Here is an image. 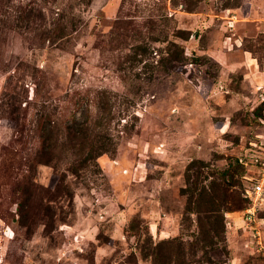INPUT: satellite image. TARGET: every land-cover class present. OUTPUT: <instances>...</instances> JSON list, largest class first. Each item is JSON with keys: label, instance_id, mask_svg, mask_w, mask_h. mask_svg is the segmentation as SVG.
I'll use <instances>...</instances> for the list:
<instances>
[{"label": "rangeland", "instance_id": "obj_1", "mask_svg": "<svg viewBox=\"0 0 264 264\" xmlns=\"http://www.w3.org/2000/svg\"><path fill=\"white\" fill-rule=\"evenodd\" d=\"M84 123L109 153L38 163ZM263 166L264 0H0V264H264ZM222 184L210 252L187 200Z\"/></svg>", "mask_w": 264, "mask_h": 264}, {"label": "trees", "instance_id": "obj_2", "mask_svg": "<svg viewBox=\"0 0 264 264\" xmlns=\"http://www.w3.org/2000/svg\"><path fill=\"white\" fill-rule=\"evenodd\" d=\"M44 123L45 121L43 125ZM63 133L58 137V140L51 143H48L45 138L41 141L35 154L37 157L46 155V158L38 163L51 165L70 158L74 164L80 159L79 162L95 160L110 151V145L105 139L92 134L86 123L75 128L66 126ZM65 171L70 172V167ZM217 188L216 185H211L208 190L205 187L193 186L187 200L190 211L197 215L200 242L207 246L210 252L220 249L222 243H224L223 212L232 211L239 207L237 197L230 195L228 188H225L223 184L221 185L223 198L219 201L216 197ZM244 189L242 190V199L246 204L245 210L249 204L248 200L244 198ZM177 250L178 255L183 254V251L180 252L179 247H177Z\"/></svg>", "mask_w": 264, "mask_h": 264}, {"label": "built area", "instance_id": "obj_3", "mask_svg": "<svg viewBox=\"0 0 264 264\" xmlns=\"http://www.w3.org/2000/svg\"><path fill=\"white\" fill-rule=\"evenodd\" d=\"M244 198L248 200V207L243 211L245 217L251 220L257 218L264 223V218H258V212L264 205V166L261 168L258 177L248 187L244 189ZM253 237L256 239V244L262 247V238L259 230L254 231Z\"/></svg>", "mask_w": 264, "mask_h": 264}, {"label": "crops", "instance_id": "obj_4", "mask_svg": "<svg viewBox=\"0 0 264 264\" xmlns=\"http://www.w3.org/2000/svg\"><path fill=\"white\" fill-rule=\"evenodd\" d=\"M264 209V205L261 207V210H263ZM244 216V215H243ZM245 217V216H244ZM246 218V221L247 222H250V223H256V224H258V225H264V223H262V222H260L259 221V219H257V218H255V219H253V220H251L249 217H245ZM262 218H264V217H262ZM240 219L241 218H235V220H234V222H235V224L236 225H242V222L240 221ZM242 220V219H241ZM257 221H258V223H257ZM245 222V221H244ZM244 222H243V226H244ZM256 230H259V228H256L254 231H256ZM254 231H253V233H254ZM246 232V231H245ZM264 232H262V234H263ZM234 260H236V259H234Z\"/></svg>", "mask_w": 264, "mask_h": 264}]
</instances>
